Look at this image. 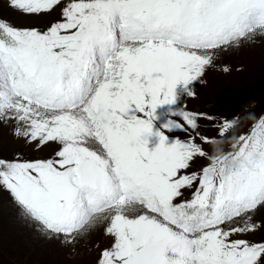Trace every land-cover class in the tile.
Wrapping results in <instances>:
<instances>
[{"label":"snow or ice","instance_id":"1","mask_svg":"<svg viewBox=\"0 0 264 264\" xmlns=\"http://www.w3.org/2000/svg\"><path fill=\"white\" fill-rule=\"evenodd\" d=\"M7 3L25 15L61 9L45 31L0 18V123L14 121L28 144L59 145L51 159H0V189L21 218L64 245L106 224L97 264H264V241L233 238L261 227L264 117L208 156L191 133L211 117L158 111L176 105L178 87L194 97L210 50L264 35V0ZM197 157L210 163L187 173Z\"/></svg>","mask_w":264,"mask_h":264},{"label":"rangeland","instance_id":"2","mask_svg":"<svg viewBox=\"0 0 264 264\" xmlns=\"http://www.w3.org/2000/svg\"><path fill=\"white\" fill-rule=\"evenodd\" d=\"M60 11L61 9L57 8L51 14L25 15L11 9L7 0H0V18L19 29L35 28L45 31L52 23L60 19ZM212 57V65L208 66L204 75L190 86L197 98L192 97L185 101L184 97L186 99L189 97H186L183 88L181 89L183 94L180 96L184 106L193 111L211 110L218 114V121L212 117L198 121V129H202V133L198 132V129L199 135L195 132L191 133L195 143L208 156L217 155L214 151L215 145H220L222 151H229L231 146L237 143L234 138L251 135L253 126L258 123L259 118L264 117V105L258 110L245 111V114H241L237 110H215L213 108L226 103L224 98L227 95L245 94L246 96L251 94L245 92L244 86L255 84V78L264 71V35L257 33L252 38L219 53H214ZM225 67L229 69L227 72L223 70ZM261 86L260 81L255 84L257 88ZM250 98L253 99L251 96ZM225 121H235L236 126L222 138L218 132ZM15 127L14 121L0 123V159L13 161L19 158L21 161H38L54 157L59 145L53 142L41 147H37L36 142L28 144L23 138H18L13 134ZM164 131L170 141L172 139L185 141L190 138L189 134L182 131ZM201 137H207L218 143H204ZM157 143L155 138H150L149 148L151 149L152 144ZM209 163V159L197 157L185 171L187 173L199 172ZM184 198L190 199L191 192L186 191ZM0 222L6 238L9 240L3 239L6 242L4 248L14 257L20 258L21 252L24 253V258H26L24 261H29L31 264H42V261L50 264H97L100 251L111 243V239L104 235L106 224L98 226L85 236L77 237L70 245H64L58 239H47L35 230L34 225L21 218L19 209L13 202L10 193L3 189H0ZM252 222L261 227L253 233L233 238L247 239L253 243L264 241V208L256 211ZM2 249L3 247L0 246L1 264L2 260L9 258V253H4V249Z\"/></svg>","mask_w":264,"mask_h":264},{"label":"trees","instance_id":"3","mask_svg":"<svg viewBox=\"0 0 264 264\" xmlns=\"http://www.w3.org/2000/svg\"><path fill=\"white\" fill-rule=\"evenodd\" d=\"M255 81H256V82H254L255 84H258V82L260 81L262 86L260 88L255 87V84H252V85L246 84L244 86V88H246L245 92L251 93L252 95L251 94H249V95L247 94L246 96H245V94L244 95H242V94L241 95L232 94L231 96L227 95V97L224 98L226 100V103H223L222 105H219V106H214L213 108L215 110H220V109L234 110V111L237 110L239 112L240 110L243 109V107L246 104H248L249 101H256V102H260L261 104H264L263 103L264 102V98H262L263 95H264V71L259 73V75L255 78ZM250 96L253 97L252 100H251ZM216 101H218V100H216ZM3 239L8 240L6 238V235H5V232L3 230V227H1V222H0V246L3 247L4 250L3 249L2 250H3L4 253H9L4 248V244H6V242H4ZM8 256H9L8 259L2 260V264H13V263H15V264H22V263L23 264H31V263H29V261L28 262L24 261V259H26V258H24V253H22V252H21L20 258L19 257H14L10 253L8 254ZM42 262H43L42 264H50V263H47V262H44V261H42ZM0 264H1V262H0Z\"/></svg>","mask_w":264,"mask_h":264},{"label":"clouds","instance_id":"4","mask_svg":"<svg viewBox=\"0 0 264 264\" xmlns=\"http://www.w3.org/2000/svg\"><path fill=\"white\" fill-rule=\"evenodd\" d=\"M214 151L217 153V155H219L222 152V148L220 147V145H215Z\"/></svg>","mask_w":264,"mask_h":264}]
</instances>
